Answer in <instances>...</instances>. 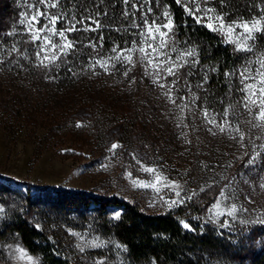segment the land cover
<instances>
[{"label": "rangeland", "instance_id": "obj_1", "mask_svg": "<svg viewBox=\"0 0 264 264\" xmlns=\"http://www.w3.org/2000/svg\"><path fill=\"white\" fill-rule=\"evenodd\" d=\"M10 3L14 9L10 16L12 25L3 27V22L0 24L3 48H10L16 42L21 51L27 48L31 53L34 51L33 45L25 43L28 36L20 34L9 37L8 33L23 32L19 21L30 11L28 5L35 4L36 0H10ZM136 3L144 6L141 12L135 13L137 23L141 22L142 13L148 8L152 9L148 17L150 22L165 23V11L173 20L165 0H136ZM181 4L184 9L199 5L200 11L190 16L205 26L212 22L214 28L218 26L215 19H196L197 16H204L206 8L215 10L208 16L223 14L226 24L240 18L260 19L261 9H264L263 0L257 11L252 0H224L223 5L220 0H181ZM49 11L54 14L66 12L69 16L74 14L77 20L81 16L107 12L106 16H98L101 25L98 31L71 34L84 44H88L89 40L98 41L99 36L103 35V48L97 44V49L93 51L91 47L78 45V51L68 57L71 63L61 64L58 75L55 69L49 72L41 67L45 70L44 80L34 73L38 67L34 57L21 59L23 67H17L11 61H15L18 53L11 56L0 53V58L5 60V64L0 65V179L23 193L29 189L34 191L38 186L61 187L130 201L145 212L173 213L179 222H188L201 231L208 228L220 237V243L213 252L205 255L208 261L205 264H247L246 253L264 246V226L258 223V218L264 216V188L260 187L264 183V147H261L264 146V120L256 118L259 108L250 105L249 111L244 107L245 93L239 90L243 87L239 73L236 77L226 78L227 89L221 92L214 86L209 64L193 66L194 75L188 79L192 91L199 97L193 103L191 94L184 86L182 68L179 82L170 93L176 100L173 104L165 93L175 78L166 76L161 70L157 82L156 61H153V66H148L146 61L141 60L139 51L132 53V63L126 67L116 63L113 68L112 62L106 65L107 71L100 65H96L94 71L86 67L90 58L103 56L107 59L116 55L111 52L113 46L119 45V52L120 48L131 47L135 40L139 47L141 37L134 35L136 30L128 27L132 17L123 15V0H71L70 3L69 0H60V5ZM128 11H133L131 5ZM63 26L61 21L56 28ZM77 27L81 26L78 24ZM261 28H264V19H261ZM215 32L231 41L237 50L235 33L227 36L225 30ZM236 32H240V29L237 28ZM173 34L177 53L195 48L188 41L177 39L174 28L169 36ZM263 34L254 33L256 49L253 53L237 50L242 59L233 70H242L246 60H251V71L255 73L264 63L262 43L260 47V36L262 38ZM172 57L175 59L176 53ZM194 58L199 59L198 51ZM61 60L63 57L57 63ZM166 66L162 65L161 68ZM69 67L78 74L73 76L69 73ZM184 68L189 70V66ZM126 70L127 76L123 75ZM205 72L209 83L204 88H197ZM49 75H57V78L50 80ZM262 79L264 77L245 81L253 84L248 91L250 100L260 95L257 89ZM160 84L166 87L161 88ZM253 92L256 96L251 95ZM180 96L186 99L181 101ZM126 106L135 108L142 119L139 134L128 145L116 136ZM205 109L209 118L214 116L217 123L222 122L223 113L227 111L228 121L232 126H239L244 140L240 141L238 133L234 131L231 134L227 130L220 132L209 124L204 116ZM234 136L237 138L233 139ZM114 143L120 147L113 153L109 149ZM253 155L256 158L251 163L250 157ZM148 167L156 172L143 170ZM157 175L161 177L158 184L155 182ZM169 181L178 182L182 194L195 190L198 195L180 207H169L164 201L175 198L174 190L166 186ZM225 185H229L225 188L226 194L233 190L235 193L229 203L234 202L238 208L243 206L247 211L239 213L234 221L225 216L217 218V222H206L212 214L213 202ZM201 188L205 191L201 192ZM0 207L5 209L0 214L1 227L9 216V206L0 202ZM119 213L120 210L114 208L111 218L116 219ZM75 219L74 223L63 224L73 239V264H93L101 258L105 259V264H129L126 246L112 235L102 232L94 218ZM241 219L249 223L241 224ZM219 221H227L231 226L221 228ZM37 225L42 227L43 222ZM81 237L89 242L98 238L106 242V246L85 247L81 252L77 247L83 244ZM8 245L22 246L32 260L19 253L10 255ZM0 264H40V257L30 253L17 234H10L0 239Z\"/></svg>", "mask_w": 264, "mask_h": 264}, {"label": "trees", "instance_id": "obj_2", "mask_svg": "<svg viewBox=\"0 0 264 264\" xmlns=\"http://www.w3.org/2000/svg\"><path fill=\"white\" fill-rule=\"evenodd\" d=\"M165 2L173 15L176 38L195 46L201 64L207 63L217 69L212 72L211 79L214 86L224 92L227 79L223 73L238 66L241 53L219 33L187 14L181 3ZM252 2L257 11L261 0ZM13 10L10 0H0V24L3 22V27L12 25ZM261 43L264 51V34L262 38L260 36V47ZM186 70L183 68V73ZM34 73L41 80L45 79L43 68H35ZM141 125L137 110L126 106L116 136L128 145L136 139ZM0 202L9 206V216L0 227V239L17 234L30 253L39 255L40 264L74 263L71 256L73 239L63 224L74 223L75 218H94L102 232L126 246L129 264H205L208 262L205 255L211 254L220 243V237L208 228L205 231L197 226H194L195 231L184 229L173 213L145 212L130 201L80 190L38 186L34 191L29 189L23 193L0 179ZM114 208L120 210L119 218H111ZM38 222H43V226L39 227ZM248 252L245 255L247 264H264V246Z\"/></svg>", "mask_w": 264, "mask_h": 264}, {"label": "snow or ice", "instance_id": "obj_3", "mask_svg": "<svg viewBox=\"0 0 264 264\" xmlns=\"http://www.w3.org/2000/svg\"><path fill=\"white\" fill-rule=\"evenodd\" d=\"M71 0H69V3ZM174 3L180 4L181 0H173ZM221 5L224 4V0H220ZM123 4L125 6V11L123 15L128 16L131 15L132 22L128 25L129 28L135 29L136 32L134 35H138L141 37L139 42V47L137 46V42L134 40L131 43V47L125 46L120 48V51L117 52V48L119 45L113 46L111 48L112 53H116L114 56H108L105 59L103 56L93 59L90 58L87 62V69L93 70L95 69L96 65H100L104 67V70L107 71L106 65L109 62H112V67L115 68L116 63H120L121 66L126 67L128 64L132 63V53L134 51H139L141 53V60L146 61L148 66H153V61H156L155 69H156V79L157 82L160 80V71L162 70L166 73V76H172L175 79L171 81V86H168V91L165 93L171 100L173 104L176 103V100L172 98L170 95L172 88L175 87L180 79V69L184 68L185 66H189V70L184 72V86L187 89V92L192 96V102L195 103L198 96L192 91V84L189 82V77L194 75L192 71V67L195 65L200 64L199 59L194 57L197 56V51L195 48H189L186 51H180L177 53V48L175 44V37L174 34L169 36V33L172 32L173 28L175 27L173 20L170 18V14L165 11L163 13L166 22L163 24H157L155 21H149L148 17L152 13V9L148 8L146 11L142 13L141 22H136V12H141L143 9V5H138L136 0H123ZM60 5V0H36L35 4H29L28 7L30 9L29 12L24 14V17L20 19L19 23L23 29L22 33H18L16 31H12L8 33L9 37H15L17 35L23 34L29 37L25 43H31L34 47V51L29 53V50L25 48L23 51L19 49L16 42L11 44L10 48H3V38L0 37V53H6L8 56L12 54L18 53L15 61H11L17 67H23L20 63V60H29L31 58H35V61L38 62V67H43L49 70V72L53 71V69L58 70L61 67V64H69L71 61L68 60L70 55L75 54L78 51V45H82L84 47H91L93 51L97 49V44H99L100 48H103L104 37L100 35L97 40H89L88 44H84L83 41L79 39L73 38L71 36L72 33L78 31L84 32H91V31H98L101 28L98 16L99 15H107V12L98 13L96 16L88 15V16H81L79 20H77L76 16L73 14L69 16L66 12H62L59 14H54L49 11V9H55ZM131 5L132 12L128 11V6ZM115 6V5H114ZM43 9V10H41ZM185 11L189 15H195L196 12L200 11L199 5H196L195 8L189 9L185 7ZM215 11L213 8H206L204 10V16H197L196 19L207 18L209 21L215 19L218 21V26L214 28L213 23H207V27L214 31L216 30H225V34L227 36H232L234 33L236 35V49L243 50L248 53H253L256 49V36L254 33H261L264 32V28H261V19H264V9H261L262 16L260 19H250L244 20L240 18L238 20L234 19L231 22L225 23L224 15L220 14L216 17L208 16V13ZM43 21V23H41ZM63 21L64 26L57 29L56 25ZM81 27H77V25ZM95 26V27H93ZM239 28L240 32H236V29ZM165 29L166 31H162ZM55 38V40L53 39ZM167 38V39H166ZM172 42L171 48L169 47V42ZM251 41L252 43H249ZM38 42V43H37ZM231 42V41H230ZM127 53V55H125ZM176 53V58L173 59L172 54ZM264 56V53H261ZM63 57V60L60 63H57L60 58ZM184 57H191L193 59H184ZM5 64V60L0 58V65ZM251 60H246L245 66H243L242 70H233L230 72H224L223 76L225 78L229 77H236L237 72L239 73V80L240 83L243 85L239 90L244 92L245 95L243 97V104L246 109L251 111V107L255 106L259 108V112L256 115V118L259 120H264V79L260 81V87L257 91L260 93L259 96H256V93L253 92L251 95L256 96L255 100H250L248 91L249 89L253 88V84L245 83L247 80L255 81L259 77H264V71H261V68H264V63H262L257 71L253 73L251 71ZM162 65H167L166 67L161 68ZM130 70V69H129ZM67 71L71 73L73 76L77 75L78 73L74 72L71 67L67 68ZM210 71L215 72L217 69L214 67L210 69ZM57 75H49L48 79L55 80ZM123 75H128V70L124 71ZM166 79V77H165ZM208 76L207 72L203 77V80L196 85L197 88H204V85L208 84ZM161 88L166 87L165 84H160ZM177 91L179 89L177 88ZM181 101L186 99L185 96L178 97ZM204 116L207 122L214 127H217L220 132L228 131L230 134L234 131L238 133V138L240 141L244 140V133L240 130L239 126H232L227 119L228 113L225 111L222 116V122L217 123L215 117L209 118V113L205 109ZM211 130V129H210ZM237 137H233L236 139ZM120 147L118 144H112L111 148L109 149L111 152H115V150ZM264 147V146H261ZM258 155V154H257ZM256 156L253 155L250 157V162H255ZM139 163V161H137ZM147 173H154L156 172L155 169L148 167L143 169ZM161 177L159 175L156 176L155 182L158 184L160 182ZM155 187V184L151 185ZM171 190H174L175 198L170 200H165L164 203L171 206L180 207L186 201H191L193 197L197 196L198 193L195 190H191L190 194L185 192L182 194L181 186L176 181H169L168 185ZM209 188L212 185H208ZM229 185H225L221 188L219 195L217 196L216 200L212 204V214L208 217L206 222H217V218L219 217H228L230 220H236L239 213L247 211V209L240 206L238 208L236 203H229V200L235 194L234 190L227 193L225 188H228ZM261 188H264V183L260 185ZM201 192H204L205 189L201 188ZM219 209V210H218ZM5 209L0 207V214H3ZM117 218H119L117 216ZM241 224H247L249 221L245 219H241L239 221ZM183 228L189 231H195V229L190 225L188 222L180 221ZM258 223L264 226V216L258 218ZM219 226L221 228H227L231 225L227 221H219ZM83 244H78L77 247L80 249L81 252H84L85 247H93L99 248L106 246V242L99 241L98 238L94 239L93 241H87L85 237H81ZM119 248L120 245H117ZM10 250V255L13 253H19L22 256H27L29 261L32 260L31 256H28L25 249L22 246L13 247L12 245H8ZM126 250V249H125ZM93 264H105V259L101 258L99 260H95Z\"/></svg>", "mask_w": 264, "mask_h": 264}]
</instances>
